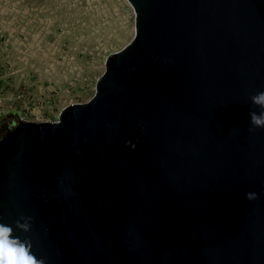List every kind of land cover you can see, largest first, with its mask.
<instances>
[{
	"label": "water",
	"instance_id": "water-1",
	"mask_svg": "<svg viewBox=\"0 0 264 264\" xmlns=\"http://www.w3.org/2000/svg\"><path fill=\"white\" fill-rule=\"evenodd\" d=\"M128 1L94 95L0 138V223L45 264H264V0Z\"/></svg>",
	"mask_w": 264,
	"mask_h": 264
},
{
	"label": "rangeland",
	"instance_id": "rangeland-1",
	"mask_svg": "<svg viewBox=\"0 0 264 264\" xmlns=\"http://www.w3.org/2000/svg\"><path fill=\"white\" fill-rule=\"evenodd\" d=\"M134 33L128 0H0V128L88 101Z\"/></svg>",
	"mask_w": 264,
	"mask_h": 264
},
{
	"label": "clouds",
	"instance_id": "clouds-1",
	"mask_svg": "<svg viewBox=\"0 0 264 264\" xmlns=\"http://www.w3.org/2000/svg\"><path fill=\"white\" fill-rule=\"evenodd\" d=\"M250 99L261 111L259 113L256 111L249 113L250 123L252 125L249 130L254 131L257 128L264 129V91L252 95ZM246 195L249 201L258 199V194L255 192H249ZM30 221V217L21 216L16 221V227L24 232H28L31 229ZM13 233V227L0 223V264H45L43 259H38L33 254L29 243L21 241Z\"/></svg>",
	"mask_w": 264,
	"mask_h": 264
},
{
	"label": "flooded vegetation",
	"instance_id": "flooded-vegetation-1",
	"mask_svg": "<svg viewBox=\"0 0 264 264\" xmlns=\"http://www.w3.org/2000/svg\"><path fill=\"white\" fill-rule=\"evenodd\" d=\"M14 124H15V122L14 121H11L8 124L2 126L0 128V138H2L12 128V126Z\"/></svg>",
	"mask_w": 264,
	"mask_h": 264
}]
</instances>
